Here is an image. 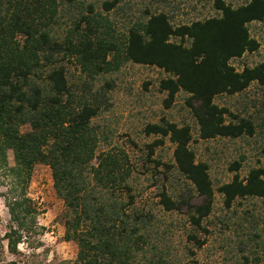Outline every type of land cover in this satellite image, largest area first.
<instances>
[{"label":"trees","instance_id":"1","mask_svg":"<svg viewBox=\"0 0 264 264\" xmlns=\"http://www.w3.org/2000/svg\"><path fill=\"white\" fill-rule=\"evenodd\" d=\"M83 1L0 0V186L5 187L2 196L9 215L3 238L7 250L16 254L18 244L37 231L39 211L27 188L34 165L40 163L50 168L52 186L64 203L63 237L77 246L72 264H143L146 214L132 207L127 154L98 149V131L91 121L101 103L88 93L90 83L103 72L117 70L123 61L155 66L167 74L158 82L166 93V107L177 92L188 94L200 138L252 135L249 119L227 120L230 112L213 99L241 92L252 82L264 86V61L240 71L230 63L246 52L264 50V41L260 44L248 29L250 22L264 19V0L236 7L214 0L217 16L179 25L164 12L144 14L130 21L121 38L113 35L107 17L88 5L63 36L54 35L60 10L71 13ZM119 1H103L102 10L118 7ZM63 61L76 63L89 79L78 92L68 83ZM144 132L169 138L173 166L203 199L198 204L184 197L176 201L161 191L158 203L165 211L184 206L188 222L200 228L212 210L215 189L208 165L197 161L189 146V126L162 118L146 125ZM238 167L235 162L231 170ZM216 190L225 207L239 197L264 198V168H251L244 178L234 174ZM190 239L203 244L195 236Z\"/></svg>","mask_w":264,"mask_h":264},{"label":"rangeland","instance_id":"2","mask_svg":"<svg viewBox=\"0 0 264 264\" xmlns=\"http://www.w3.org/2000/svg\"><path fill=\"white\" fill-rule=\"evenodd\" d=\"M105 0H84L75 11L63 8L53 27L54 35L61 37L75 18L87 12L91 5L95 14L107 17L113 27V35L121 38L130 21L148 13L164 12L173 25L187 24L217 16L214 0H120L118 7L108 12L102 10ZM236 7L248 0H224ZM145 14V15H144ZM98 19V18H97ZM81 27H84L83 24ZM251 37L260 44L264 41V19L248 24ZM176 40V39H172ZM264 61V50L246 52L230 63L240 71ZM68 83L78 92L86 74L74 62L63 61ZM39 76H42L41 73ZM167 74L155 67L123 61L117 70L103 72L90 83L89 94L101 103L98 114L91 123L98 131L102 150H121L128 156L131 175L128 184L134 194L138 211L146 214L147 224L142 229L144 239L141 247L143 264H264V198L247 196L236 198L225 207L222 195L216 190L230 181L234 174L244 178L251 168H264V86L252 82L245 90L235 94H221L213 102L234 116L249 119L252 135L238 137L218 136L211 139L199 137V127L187 103L188 94L176 93L170 106L164 105L165 92L158 89V82ZM197 105V101H191ZM164 118L177 125H188L191 131L190 148L197 161L208 165V173L214 187L212 210L202 219L201 227L187 220L185 207L165 211L158 203V195L166 191L173 200L189 198L191 203H201L191 183L173 166L174 144L169 138L145 134L148 124L160 123ZM26 127H22L25 130ZM160 144H154L157 140ZM152 149V153H150ZM8 162L13 164L12 152ZM237 170H231L234 163ZM5 187L0 186V264L20 261L23 264H72L77 246L64 239L65 207L52 186L50 168L35 164L27 188L39 214L38 228L29 238L18 244V251L7 250L3 238L8 231L9 215L3 201ZM203 241L198 246L192 238ZM141 258V256H140Z\"/></svg>","mask_w":264,"mask_h":264}]
</instances>
